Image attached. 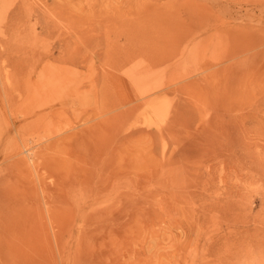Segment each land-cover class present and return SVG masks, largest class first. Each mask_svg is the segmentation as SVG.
<instances>
[{
  "label": "rangeland",
  "instance_id": "1",
  "mask_svg": "<svg viewBox=\"0 0 264 264\" xmlns=\"http://www.w3.org/2000/svg\"><path fill=\"white\" fill-rule=\"evenodd\" d=\"M0 264H264V0H0Z\"/></svg>",
  "mask_w": 264,
  "mask_h": 264
}]
</instances>
